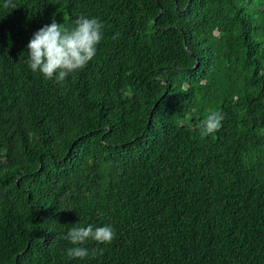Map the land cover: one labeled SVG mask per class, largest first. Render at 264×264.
I'll list each match as a JSON object with an SVG mask.
<instances>
[{"label":"trees","instance_id":"16d2710c","mask_svg":"<svg viewBox=\"0 0 264 264\" xmlns=\"http://www.w3.org/2000/svg\"><path fill=\"white\" fill-rule=\"evenodd\" d=\"M4 3L0 264H264V0ZM80 15L95 57L64 86L32 72V34ZM88 224L116 238L69 258Z\"/></svg>","mask_w":264,"mask_h":264},{"label":"clouds","instance_id":"9594fccd","mask_svg":"<svg viewBox=\"0 0 264 264\" xmlns=\"http://www.w3.org/2000/svg\"><path fill=\"white\" fill-rule=\"evenodd\" d=\"M3 7L14 9L17 6L13 0H5ZM103 35V23L98 18L80 15L72 27H65L53 18L51 23L44 24L32 34L27 44L25 62L32 72H39L44 79L64 86L70 74L85 68L95 57ZM223 118L220 111H210L197 125L201 137L219 131ZM115 238V228L110 224L73 226L64 237L73 245L66 250L67 256L84 259L89 255H102L103 248H92L90 252L83 245L87 241L110 244Z\"/></svg>","mask_w":264,"mask_h":264},{"label":"water","instance_id":"95a60500","mask_svg":"<svg viewBox=\"0 0 264 264\" xmlns=\"http://www.w3.org/2000/svg\"><path fill=\"white\" fill-rule=\"evenodd\" d=\"M188 5V4H187ZM197 63H198V61H197Z\"/></svg>","mask_w":264,"mask_h":264}]
</instances>
